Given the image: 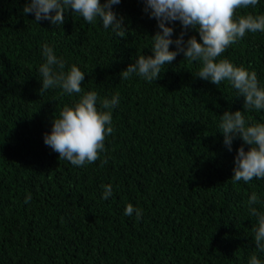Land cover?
Instances as JSON below:
<instances>
[{"label": "trees", "instance_id": "1", "mask_svg": "<svg viewBox=\"0 0 264 264\" xmlns=\"http://www.w3.org/2000/svg\"><path fill=\"white\" fill-rule=\"evenodd\" d=\"M25 3L0 0V264H248L254 252L264 261L247 203L253 192L264 200V179L232 182L242 140L228 151L218 131L225 110H243V96L227 81L217 87L195 77L200 64L182 54L156 81L121 79L137 56L152 54L158 30L140 0L114 6L125 38L71 11L63 25L38 23L22 13ZM247 11L264 14V0L237 14ZM45 43L65 70L85 72V91L119 93L115 131L94 163L74 166L44 143L53 119L79 98L60 88L40 95ZM220 58L254 70L264 86V33H247ZM244 116L264 122V110ZM108 184L113 195L104 200ZM128 204L141 219L124 214Z\"/></svg>", "mask_w": 264, "mask_h": 264}, {"label": "clouds", "instance_id": "2", "mask_svg": "<svg viewBox=\"0 0 264 264\" xmlns=\"http://www.w3.org/2000/svg\"><path fill=\"white\" fill-rule=\"evenodd\" d=\"M143 12L157 22V31L151 35L150 55L141 54L134 63L121 70L120 78L131 79L135 74L151 83L156 81L167 65L172 64L178 55L190 62L200 64L195 77L210 81L217 87L222 82L243 96V110H225L221 114L219 132L223 134V143L232 151L233 141L242 143L236 150L233 167V183L243 180L245 183L255 179H264V122L249 123L244 112L264 110V86H261L257 73L244 66H237L228 58H220L229 46L237 43L247 33H264V14L247 11L237 14L240 9H255L259 0H140ZM121 0H26L22 13L34 14V20H48L55 26L63 25L65 13L73 12L88 23L97 18L103 28L117 36L125 38L128 28L125 18L113 9ZM179 23L180 32L175 34V25ZM194 32L198 34H191ZM174 45L175 47H171ZM45 62L41 64L40 95L54 88L78 100L65 105L54 118L50 132L44 133L46 146L58 153L59 160H67L74 166H84L96 162L105 152V140L114 133L112 111L120 104L119 93L111 98H101L96 91H85L82 84L85 72L73 64L66 69L65 61L58 58L53 47L47 43L42 46ZM247 145V149L245 148ZM107 163V159L103 161ZM113 195L111 184L103 186L102 199ZM32 197L28 194L25 203ZM249 215L257 218L252 229L253 241L258 252L264 253V212L255 205H264V200L253 192L248 198ZM135 212L137 219L142 218V210L128 204L124 214L131 216ZM248 264H264L254 252L248 258Z\"/></svg>", "mask_w": 264, "mask_h": 264}]
</instances>
